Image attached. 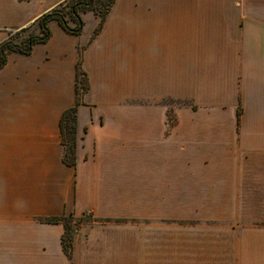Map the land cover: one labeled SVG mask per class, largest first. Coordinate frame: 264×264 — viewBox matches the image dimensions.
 <instances>
[{
    "label": "crops",
    "instance_id": "1",
    "mask_svg": "<svg viewBox=\"0 0 264 264\" xmlns=\"http://www.w3.org/2000/svg\"><path fill=\"white\" fill-rule=\"evenodd\" d=\"M64 1L0 0V43ZM81 18L0 69V264H264V0H114L96 35ZM63 215L90 217L70 259L41 221Z\"/></svg>",
    "mask_w": 264,
    "mask_h": 264
},
{
    "label": "trees",
    "instance_id": "2",
    "mask_svg": "<svg viewBox=\"0 0 264 264\" xmlns=\"http://www.w3.org/2000/svg\"><path fill=\"white\" fill-rule=\"evenodd\" d=\"M114 0H65L53 9L42 14L33 25L37 27V33H30L21 44L11 42L9 39L0 43V69L6 63V56L10 52L28 55L30 54L33 45L45 43L50 37L51 32L48 27L50 22H56L68 34H81L84 22L81 14L91 11L98 16L99 21L97 28L94 31L96 35L113 4ZM66 9L64 10L63 8ZM70 23V24H69ZM32 26V25H31ZM28 26L27 28H29ZM22 29V30H26ZM21 30V31H22ZM83 47H79V57L75 65V104L71 108L64 110L58 121L60 132V143L63 148L62 163L67 167L75 166V148H76V111L81 103L82 96L88 93V79L81 69V52ZM186 104V103H185ZM240 114V108L237 110V115ZM174 121L168 116V125L173 126ZM43 223L60 224L63 227L61 236V246L65 255L70 259L72 257V243L77 227L85 222L82 217L75 218L73 216L49 217L41 220Z\"/></svg>",
    "mask_w": 264,
    "mask_h": 264
},
{
    "label": "rangeland",
    "instance_id": "3",
    "mask_svg": "<svg viewBox=\"0 0 264 264\" xmlns=\"http://www.w3.org/2000/svg\"><path fill=\"white\" fill-rule=\"evenodd\" d=\"M99 2H101L102 0H98ZM64 10L66 9V7L65 8H63ZM70 24V23H69ZM97 28V27H96ZM37 33V27L35 26V25H30V27L29 28H27L26 30H20V31H10L9 32V40L11 41V42H13V43H16V44H21V41L23 40V39H25L30 33ZM166 104L168 105V106H174V105H178V106H183V105H187V104H185V103H182V102H172V101H170V102H166ZM83 220L84 221H88V220H90V217L88 216V215H84L83 216Z\"/></svg>",
    "mask_w": 264,
    "mask_h": 264
}]
</instances>
